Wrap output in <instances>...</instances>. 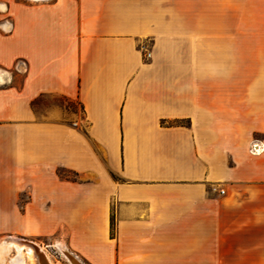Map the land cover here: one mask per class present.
Returning a JSON list of instances; mask_svg holds the SVG:
<instances>
[{"label": "crops", "instance_id": "0c3cea01", "mask_svg": "<svg viewBox=\"0 0 264 264\" xmlns=\"http://www.w3.org/2000/svg\"><path fill=\"white\" fill-rule=\"evenodd\" d=\"M0 75L14 237L264 264V0H0Z\"/></svg>", "mask_w": 264, "mask_h": 264}, {"label": "bare ground", "instance_id": "6f19581e", "mask_svg": "<svg viewBox=\"0 0 264 264\" xmlns=\"http://www.w3.org/2000/svg\"><path fill=\"white\" fill-rule=\"evenodd\" d=\"M61 251L71 264H84L66 246H62ZM0 264H54V262L45 248L38 242L14 237L9 241L0 243Z\"/></svg>", "mask_w": 264, "mask_h": 264}, {"label": "rangeland", "instance_id": "374dc122", "mask_svg": "<svg viewBox=\"0 0 264 264\" xmlns=\"http://www.w3.org/2000/svg\"><path fill=\"white\" fill-rule=\"evenodd\" d=\"M61 103L59 100L52 98V97H47L42 101V104L40 105V107L38 108L40 113L46 114V115H50V107ZM50 106V107H47ZM63 105H66L65 103ZM68 106V104H67ZM80 114V111L78 110V116ZM63 118H71V114L64 112L62 114ZM9 206L7 205H0V214L5 215L6 212L8 211ZM15 235H12L11 232L8 230V221L6 220H0V243L6 241L7 239H10L11 237H14ZM23 238V237H20ZM27 240H33L35 241V239L33 238H25ZM41 245V244H40ZM61 245V246H60ZM42 246L45 248V250L48 252V254L50 255V257L52 258V261L54 262V264H71L66 257L63 255L62 251H61V247L65 246L63 244H58L57 246L54 247H50L48 245H44L42 244ZM81 260V259H80ZM82 261V260H81ZM83 262V261H82ZM85 264V263H84Z\"/></svg>", "mask_w": 264, "mask_h": 264}, {"label": "trees", "instance_id": "16d2710c", "mask_svg": "<svg viewBox=\"0 0 264 264\" xmlns=\"http://www.w3.org/2000/svg\"><path fill=\"white\" fill-rule=\"evenodd\" d=\"M111 229H112L111 234H112V236H113V235H114V229H115V223H114V219H113V217H112V220H111Z\"/></svg>", "mask_w": 264, "mask_h": 264}, {"label": "built area", "instance_id": "2783aa9c", "mask_svg": "<svg viewBox=\"0 0 264 264\" xmlns=\"http://www.w3.org/2000/svg\"><path fill=\"white\" fill-rule=\"evenodd\" d=\"M219 191H220V193H225V189H223V188H220Z\"/></svg>", "mask_w": 264, "mask_h": 264}]
</instances>
